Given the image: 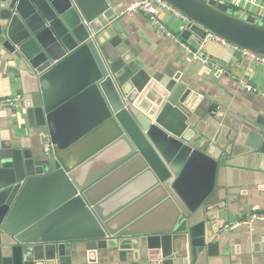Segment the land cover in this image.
Returning a JSON list of instances; mask_svg holds the SVG:
<instances>
[{
  "label": "water",
  "instance_id": "water-1",
  "mask_svg": "<svg viewBox=\"0 0 264 264\" xmlns=\"http://www.w3.org/2000/svg\"><path fill=\"white\" fill-rule=\"evenodd\" d=\"M166 1L188 17L184 44L211 32L264 55V21L218 0ZM123 16L108 0H0V48L19 71L20 108L35 131H0V264H72L79 248L90 262L201 264L205 251L220 255L211 253L226 243L225 215L248 195L236 168L264 174V124L224 117L178 77L162 81L133 52ZM92 139L93 160L117 158L90 175V162L76 161ZM134 169L156 200L127 219L115 202L129 191L109 187ZM163 204L173 205L170 225L140 230Z\"/></svg>",
  "mask_w": 264,
  "mask_h": 264
},
{
  "label": "crops",
  "instance_id": "crops-1",
  "mask_svg": "<svg viewBox=\"0 0 264 264\" xmlns=\"http://www.w3.org/2000/svg\"><path fill=\"white\" fill-rule=\"evenodd\" d=\"M218 1L227 5L232 14L242 18L254 16L264 21V0ZM108 2L118 14L122 15L129 0H108ZM160 19L170 32L176 36L181 35L184 24L181 19L165 10L160 12ZM122 22L128 32V40L133 52L145 66L156 72L162 81L178 77L180 83L187 85L193 92L203 94L224 109V117H233L252 128H257V123L264 124L263 65L248 62L240 52L227 49L216 42H208L204 46V52L213 60L211 64L204 65L186 48V46L190 47L191 52H195L201 45L195 43L184 45L182 41H176L158 32L147 14L139 12L124 15ZM5 58L4 61H0V98L16 97L19 103L13 113L0 111V131L5 135L12 134L14 137H18L21 133L24 138L29 139L35 131L28 132V119L20 108L23 92L19 71L10 55L6 54ZM87 147L91 150L81 155L76 161L78 163L76 166L90 162L88 167L83 169L84 174L91 175L94 171L112 165L113 159L117 158L115 154H106L104 157L100 156L93 160L96 156L94 154L97 151V144L91 143ZM236 170L244 173L246 186L244 188L249 191L248 195H243L225 215L228 222L247 218L253 211H264V196L260 197L258 194V189L264 188V174L242 167H237ZM141 173L142 171L137 169L126 170L115 176L110 182V187L105 184L109 188L119 187L130 193L124 196L127 200L121 199L115 202L118 208L122 207L121 213L119 212L120 217L128 219L131 215L141 213L156 200L150 195L151 192L145 195L150 191L148 187L150 185L143 182ZM232 190L238 191V188L234 187ZM143 195L146 197L144 198ZM140 197H143V200L138 203ZM107 200L102 202V211L108 205ZM126 208L129 210L124 214L123 211L127 210ZM173 211L172 204L171 206L163 204L144 216L140 230L169 226L173 220ZM109 213L111 211H108ZM224 233L223 239H226V243L220 242V248L213 249L211 253L215 254V251L220 250V255L209 256L205 251L200 255L199 262L203 260L201 264H264V222L256 223L252 231L248 225H242ZM79 251V256L73 258L72 264H110L103 258V254H99L97 262H90L86 248H79Z\"/></svg>",
  "mask_w": 264,
  "mask_h": 264
},
{
  "label": "built area",
  "instance_id": "built-area-1",
  "mask_svg": "<svg viewBox=\"0 0 264 264\" xmlns=\"http://www.w3.org/2000/svg\"><path fill=\"white\" fill-rule=\"evenodd\" d=\"M163 10L172 13L175 17L181 19L184 23L188 22V17L166 0H129V3L122 12V15H133L135 13L143 12L149 16L150 22L158 32L166 35L167 37L175 39L176 41H182L180 39V36H176L175 34L170 32L162 23L160 19V12ZM208 42H216L227 49L238 51L248 62H254L264 66V55H260L250 50L243 49L211 32H209V34L206 36L199 50L191 52L190 47L186 46V48L190 53H193V57L195 59L199 60L204 65H209L213 60L203 50L204 46ZM4 53L5 52L0 48V61H4L6 59V53L5 55ZM248 89L252 90V88L250 87H248ZM18 103L19 100L16 97L0 98V111L13 113L18 107ZM49 150L50 145H46L45 151ZM258 222H264V211H253L248 214L247 218L243 217L239 218L236 221L228 222L224 225L223 229L225 231H232L242 225H248L250 227V230L252 231L254 230L255 224Z\"/></svg>",
  "mask_w": 264,
  "mask_h": 264
},
{
  "label": "rangeland",
  "instance_id": "rangeland-1",
  "mask_svg": "<svg viewBox=\"0 0 264 264\" xmlns=\"http://www.w3.org/2000/svg\"><path fill=\"white\" fill-rule=\"evenodd\" d=\"M92 142H95V139H92L91 143H92ZM85 144H87V143H85ZM102 206H103V204H102L100 207L102 208Z\"/></svg>",
  "mask_w": 264,
  "mask_h": 264
}]
</instances>
